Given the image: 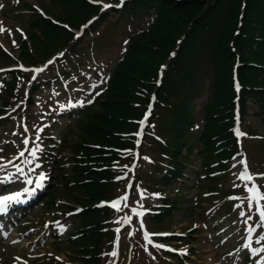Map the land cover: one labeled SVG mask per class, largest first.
Listing matches in <instances>:
<instances>
[{"label": "trees", "instance_id": "1", "mask_svg": "<svg viewBox=\"0 0 264 264\" xmlns=\"http://www.w3.org/2000/svg\"><path fill=\"white\" fill-rule=\"evenodd\" d=\"M49 1L58 5L61 20L73 28L97 17L88 33L110 15L133 20L152 16L149 26L130 38L114 66L104 100L96 103L99 110L83 112L70 149L71 184L81 194L76 200L84 210L76 237L68 241L77 248L83 264H100L115 213L92 205L116 195L121 166L131 159L127 151L134 148L137 122L151 94L156 100L149 123H155L162 136L147 132L142 153L145 149L152 152L150 166L160 174L156 186L184 184L188 176L197 175L200 189L205 186L216 192L222 178L213 175L225 174L238 152L233 135L236 99L243 115L251 103L258 110L253 115L264 123V0H131L122 10L110 13H100L98 6L85 0ZM33 14L30 29L38 35L31 36L32 46L39 44L47 53L52 43L50 54L73 41L65 26ZM80 41L72 44L83 51ZM25 43L20 47L22 57L28 55ZM93 49L86 48L80 56L91 60ZM237 61L239 96L232 79ZM15 81L14 76L6 86L8 99L2 102L0 114L10 106ZM28 103L32 104L31 99ZM193 157L198 158V172H188ZM62 163L57 172L65 177ZM160 199L161 206H150L154 213L149 220L156 228L178 208L176 198L161 195Z\"/></svg>", "mask_w": 264, "mask_h": 264}, {"label": "rangeland", "instance_id": "2", "mask_svg": "<svg viewBox=\"0 0 264 264\" xmlns=\"http://www.w3.org/2000/svg\"><path fill=\"white\" fill-rule=\"evenodd\" d=\"M116 1L119 2V0H97L95 3L102 7L104 4L108 5L109 2ZM0 5L3 6L0 7V27L5 29L0 33V45H3L0 47V69L27 68L21 71L23 75H19L16 79L15 95L9 98L10 106L6 111V117L0 119V149H2L0 158L3 163L14 160L15 164L20 165L24 171L23 174H19L15 167L9 165L7 169L0 172V176L11 173L12 175H9L11 182L20 188L22 181H26L34 173L38 174L41 171V168L36 165L44 162V169L51 177L47 192L34 206L16 217L12 214L11 218L6 220L5 230L0 234V264H81L80 255L75 253L76 248L65 240L69 234H75L78 231V218L69 214L68 217L64 216L69 212L67 210L64 213L65 204L72 203L70 210L80 209L82 206L76 200L77 197H81V194L75 192L73 186V188H65V185L72 182L68 160L71 157L70 149L78 137L77 129L80 127V121L77 116L82 108L91 105L92 102L98 104L104 100L102 95L98 94V96L97 93L105 90L106 79L124 54L130 38L134 33L148 27L151 18L142 16L133 20L128 16L110 15L90 35L81 34L68 22L62 21L58 5L49 0H0ZM107 10L109 8L105 11ZM33 12L41 17L46 16L49 21L55 22L60 28L66 24L70 28L67 31L74 35L73 41L68 46L51 51L50 54L48 51L52 43L48 44L47 53L39 44L32 46L31 36L38 35V31L30 29V23L34 19ZM101 13L105 12L101 11ZM79 34L81 35L78 37ZM76 39L81 40L80 43L84 50L93 46L94 59L84 62L85 59L80 56L84 50L80 51L72 44ZM23 43L28 46V55L24 57L21 56L22 49H20ZM1 51L4 52L1 53ZM73 51L77 57L70 58ZM51 58L54 62L48 65V70L33 79V70L41 67L40 65ZM77 59L84 63L79 67L72 66L71 62ZM13 71L16 70L6 71L4 69L0 72V105L4 99H8L5 85L10 83V72ZM63 71H68L70 75L65 78L60 77ZM34 84L37 86L33 91L36 88L39 90L33 94ZM31 93L33 104L27 107ZM94 99H98L99 102ZM97 104L90 106L89 109L99 110L100 107ZM200 104L201 101L198 102L199 106ZM247 108L249 114L243 119L244 130L249 133L255 131L256 134L264 137V124L251 115L257 111L256 107L248 103ZM149 126L150 132L162 134L155 124H149ZM25 127L28 129L27 132L24 131ZM27 136H30L31 141L29 149L38 147L36 156L33 158L27 152L25 159H16L19 152L25 148L22 141ZM37 136L40 137L39 140H36ZM257 141L256 138H246L244 146L248 153L250 168L254 170L256 180L261 191L264 192V178L259 176V174H264V140L260 143ZM46 150L48 153L45 152ZM151 155L152 152L145 149V154L137 165V172L146 174L145 179L149 188L147 189L142 182L133 183L130 206L120 205L121 210L116 211L115 225L122 226L121 255L117 264H184L180 259L153 250L142 236L144 235L143 229L150 233L164 231L174 234L172 237L175 239L170 244H166L172 246L173 250L182 252L188 264H243L246 256H249L253 264H256L260 257L250 255L249 251L243 248V245L247 243V226L239 213L242 210L247 212L249 194L245 190L244 183L238 178L242 171L240 161L236 160L232 163L231 172L221 184L216 186L217 190L212 195L208 190L198 189L201 186L197 175L188 176L184 180L185 183L180 185L173 184L171 187L154 185L160 174L152 170L149 165ZM25 160H32L33 163H25ZM60 160H63L65 169L66 177L63 178H58L56 172L57 162ZM132 162L135 164L136 160H130L128 164ZM188 165V172L199 171L198 158L189 159ZM127 180L122 179L115 186L119 193L123 192ZM8 182L4 181L0 189L8 185ZM14 188L15 186H12L7 191ZM156 188H161L164 195L176 198L178 203V209L165 218L160 228L154 227V224L145 218L144 209L146 208L141 207L142 202L158 205V198L153 196L156 193L151 191ZM70 189L73 191L70 192ZM48 191H52L51 194ZM117 191L115 189V194ZM141 192L144 193L143 200L140 198ZM230 197H239V199L232 200L229 199ZM241 203L243 204L242 209L235 207L236 204ZM132 209L142 212L144 218L134 215ZM254 213L253 208V212L249 213L253 215V220L249 221V224L253 226L258 220ZM125 217H128L130 222H125ZM55 220H59V223L54 224V227L51 225L48 228L45 227V223L50 224ZM141 221L144 223L143 228H141ZM132 227L137 230L134 233V245L133 239L128 236ZM260 232H264V229H257L253 234L252 247L254 248H260L264 244V242L255 243ZM154 240L159 243L162 241L159 238H153ZM187 249H192L193 252ZM237 249L240 251L237 252ZM184 251L187 254H184ZM110 253H112V245H105L100 264L112 262L113 256L109 255ZM167 257L175 259L174 262H170Z\"/></svg>", "mask_w": 264, "mask_h": 264}, {"label": "snow or ice", "instance_id": "3", "mask_svg": "<svg viewBox=\"0 0 264 264\" xmlns=\"http://www.w3.org/2000/svg\"><path fill=\"white\" fill-rule=\"evenodd\" d=\"M89 2H97V0H89ZM123 3H124V0H120V5H117V7L122 6ZM0 7H3V6L0 5ZM110 7H112V5H107V4L102 5V9H104V10H106ZM3 31H5V29L3 27H0V33H2ZM13 44L15 45V41H13ZM0 47H3V45H0ZM49 63H52V62L50 61ZM44 70L45 69L42 67V68L36 69L34 71L39 73V72H42ZM33 79H35V76H33ZM236 88H237V91H239V85L238 84L236 85ZM98 94L99 93H97V95ZM89 103H91V101H89ZM146 118H147V114H146ZM143 124H144V121H141V125H143ZM24 131L27 132L28 129L25 127ZM41 131H42V129H41ZM235 132H236V135L238 137L243 135L242 133L239 132L238 128L235 130ZM13 134L15 135L16 133H13ZM137 135H140V133H137ZM39 138L40 137L37 136L36 140H39ZM22 142L25 145V149L21 150L19 152L16 159L23 158L25 156V151H28L30 153V155L34 158L36 156V151L38 150V147H34L32 149H29L27 147L29 144L28 138H25ZM0 151H2V149H0ZM145 159H147V158H145ZM25 163L32 164L33 161L32 160H25ZM240 163L243 165V170L239 174L238 178L244 183L245 190L249 193V195L247 197V212L242 210L239 213L240 218L243 220L244 224L247 226L246 227L247 243H245L243 245V248L247 249L249 251L250 255L260 257V260H258L256 262V264H264V255H261L262 253H264V244H262V242H264V232H260L257 236V239L255 240L256 244H262V246L260 248L252 247L253 234L256 232L257 229H264V204L261 203L262 201H264V192H262L260 190V186L255 183L257 176L250 173L246 159L241 160ZM9 165H12L13 167H15L17 173L23 174V171H24L23 168H21L20 165L15 164L14 160L8 161L7 163H3L2 158H0V172H3L5 169H7ZM36 166L38 167L39 165H36ZM234 167H235V165H234ZM9 175H12V174L9 173ZM259 176H260V178H264V174H259ZM5 179H7V177H5ZM39 179L43 180L44 177L40 176ZM27 183L32 184L33 181L28 180ZM37 187H39V185H37ZM153 196L158 198L159 194H153ZM17 198L18 197H12V196L0 198V212H5L7 210L9 202H11ZM140 198H141V200H143L145 198L143 192L140 193ZM229 199L237 200V199H239V197H230ZM127 200H128V197L124 196V197L118 199L117 201L111 202L108 206L111 208H114L117 212H119L121 210V208H120L121 203H123L124 206H127ZM141 207H142V205H141ZM235 207L242 209L243 204L242 203L236 204ZM253 208H255L254 215H256L258 217V220H257L255 226H253L252 224H249V221L253 220V215L249 214V213L253 212ZM132 212L137 217H140L143 215L142 212L136 211V209H132ZM124 220H125V222H130L128 217H125ZM117 223H120V221H117ZM141 228H143V222L142 221H141ZM117 232H119V229H117ZM151 235H170V234L165 233V234H151ZM146 237H147V234H146ZM148 243L151 244L152 241L149 239ZM153 246L156 248H163L164 247L163 245H153ZM117 247H118V243H117ZM168 250L174 251L172 249H168ZM239 251H240V249H237V252H239ZM109 255L115 257V256H117V251H113ZM57 259H59V258H57Z\"/></svg>", "mask_w": 264, "mask_h": 264}]
</instances>
